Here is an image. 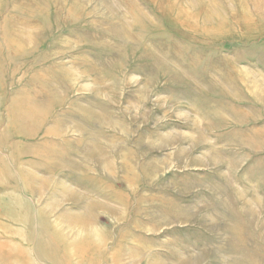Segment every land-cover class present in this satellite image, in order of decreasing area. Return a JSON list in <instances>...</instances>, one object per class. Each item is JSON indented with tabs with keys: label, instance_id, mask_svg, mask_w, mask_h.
I'll use <instances>...</instances> for the list:
<instances>
[{
	"label": "rangeland",
	"instance_id": "obj_1",
	"mask_svg": "<svg viewBox=\"0 0 264 264\" xmlns=\"http://www.w3.org/2000/svg\"><path fill=\"white\" fill-rule=\"evenodd\" d=\"M0 264H264V0H0Z\"/></svg>",
	"mask_w": 264,
	"mask_h": 264
}]
</instances>
